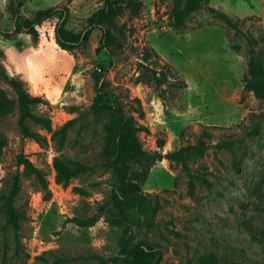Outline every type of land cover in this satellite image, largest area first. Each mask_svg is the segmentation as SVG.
Returning <instances> with one entry per match:
<instances>
[{
	"label": "rangeland",
	"instance_id": "obj_1",
	"mask_svg": "<svg viewBox=\"0 0 264 264\" xmlns=\"http://www.w3.org/2000/svg\"><path fill=\"white\" fill-rule=\"evenodd\" d=\"M16 6L17 0H0V206L18 184L15 206L27 220L17 239L5 230L0 209V264H102L117 255L125 227L162 251L158 264H199L210 253L217 264H264V99L250 80L248 41L255 38L264 57V0H211L232 25L205 8L178 31L172 0H143L141 10L99 19L111 32L109 44L93 27L73 49L57 42L62 11L68 10L67 27L81 32L103 0H25L19 16ZM50 7L58 10L38 27L39 40L15 29L16 18L34 20ZM5 72L40 98L33 111L49 118L53 130L88 111L102 82L114 91L152 157L135 166V173H147L140 227L132 223L135 209L127 219L111 203L118 176L101 165L106 115H83L61 150L53 133L33 121L30 131L42 139L27 136ZM174 152L182 159H171ZM61 154L94 167L64 185L54 167ZM19 156L43 170L48 190ZM93 216L98 220L89 227L72 221Z\"/></svg>",
	"mask_w": 264,
	"mask_h": 264
},
{
	"label": "trees",
	"instance_id": "obj_2",
	"mask_svg": "<svg viewBox=\"0 0 264 264\" xmlns=\"http://www.w3.org/2000/svg\"><path fill=\"white\" fill-rule=\"evenodd\" d=\"M105 6L99 12L96 18H93L86 28L81 32H75L67 27L69 21L68 10L64 9L61 14L60 25L57 29V42L64 49H73L77 47L83 39L91 32L93 27H100L103 31L102 44H109L112 41V36L109 28L105 25L98 26L99 19L112 18L122 15L127 10L138 11L143 7V0H103ZM172 27L174 30H181L187 25L188 18L195 12L208 8L212 13L218 14L226 21L228 25H232V20L229 14L225 11L213 8L210 6L211 0H172ZM25 0H17V6L14 9L17 16L21 15L19 7L24 5ZM58 7H50L40 9L36 12L34 20L23 16L15 20V29L24 28L28 31L35 41L39 40L40 33L38 27L46 20L52 18L57 13ZM7 36L8 30L4 31ZM248 41L252 47L249 58V76L253 82V87L256 95L260 99H264V57L259 52L255 51L257 40L253 37H248ZM6 80L13 86L17 94V106L19 108V125L22 132L37 140L42 139V135L30 131L28 121H33L41 125L44 129L53 133L56 146L61 150L68 142L69 129L78 121L83 119V115L92 114L95 117L102 118L106 115L103 124L104 143L101 152L102 163L105 168H112L116 171L118 179L114 186L111 203L116 208H119L125 218L128 219L126 212L128 209H135L139 214L137 219H134L135 227H140L143 222V216L140 215L146 212L148 195L141 190L140 182L145 181L146 172L135 173L137 164H145L150 159L148 154L141 144L138 132L141 128L138 126L133 116H130L124 110L123 104L114 91L106 87L105 82H102L98 88V94L91 108L81 113L76 118L70 120L62 127L53 130L52 122L49 118L41 116L33 111L32 104L40 102V98L30 94L26 87L25 81L16 76L5 72ZM171 159H182L178 152L169 154ZM21 164L25 166L28 174L34 175L42 185L44 190H48V182L46 174L38 168L29 158L19 156ZM54 167L56 177L59 183L69 185L71 180L88 173L93 169V165L81 160L78 157L61 154L55 157ZM18 184L14 186L9 195L2 197L3 204L0 209L3 211L7 223L5 230L12 228L19 239L22 223L27 220V215L21 212L15 206V197L18 192ZM84 192L83 190H80ZM97 216L87 219L74 218L72 221L82 227H89L97 222ZM260 238L255 234L254 240L259 241ZM162 251L152 247L148 241H136L135 231L130 232V228H124L123 234L119 241V249L117 255L105 260L101 258L102 264L120 263L123 264H158L162 259ZM199 264H217V258L214 253L203 255L199 259ZM239 264V263H236Z\"/></svg>",
	"mask_w": 264,
	"mask_h": 264
}]
</instances>
